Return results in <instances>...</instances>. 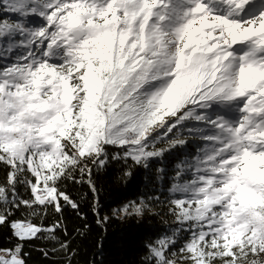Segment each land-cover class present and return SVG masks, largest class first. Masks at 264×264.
I'll list each match as a JSON object with an SVG mask.
<instances>
[{"label": "snow or ice", "instance_id": "1", "mask_svg": "<svg viewBox=\"0 0 264 264\" xmlns=\"http://www.w3.org/2000/svg\"><path fill=\"white\" fill-rule=\"evenodd\" d=\"M137 169L105 210L96 177ZM164 209L139 264H264V0H0V264H77L94 228Z\"/></svg>", "mask_w": 264, "mask_h": 264}, {"label": "trees", "instance_id": "2", "mask_svg": "<svg viewBox=\"0 0 264 264\" xmlns=\"http://www.w3.org/2000/svg\"><path fill=\"white\" fill-rule=\"evenodd\" d=\"M189 144L188 150L190 152ZM179 159L184 158V152L176 150ZM191 153V152H190ZM179 159H173L168 164L169 172L168 176H172L174 173L172 169L179 162ZM115 167H119L118 165ZM153 171L148 174L150 182H155L154 174L157 165H153ZM145 172L143 169H137L134 173L133 182L129 185L128 189H125L123 185L117 184L113 180V173L108 175H100L96 177L97 186L101 189L100 201L105 210L113 207L116 203L125 199H131L133 193L143 189V180ZM186 179H191L188 175ZM175 181L168 180L165 182V188L171 187V184ZM68 191L73 196L78 197L81 200L82 211L87 214L89 221L92 220V213L90 210L92 196L88 192L86 185H68ZM159 207V206H157ZM166 209L160 212V215H146L142 220L132 218L128 220H113L107 227V231L93 229L91 235L87 240L81 243V255L77 260V264H92L93 253L103 245L105 249L103 254H97L95 259H105L106 264H139L140 259V246L143 241L146 240L151 231L156 229H164L166 227L165 221L171 218L167 216ZM103 214V213H102ZM67 220L70 229L72 227H78L81 221L76 217L74 213L68 212ZM8 230L0 229V247L8 246ZM41 244L29 245L27 250H32L41 247ZM29 264H49L48 260H45L38 252H31V259Z\"/></svg>", "mask_w": 264, "mask_h": 264}, {"label": "rangeland", "instance_id": "3", "mask_svg": "<svg viewBox=\"0 0 264 264\" xmlns=\"http://www.w3.org/2000/svg\"><path fill=\"white\" fill-rule=\"evenodd\" d=\"M190 150H191V154L194 155V152H195V146H194V145H193V146H190Z\"/></svg>", "mask_w": 264, "mask_h": 264}]
</instances>
